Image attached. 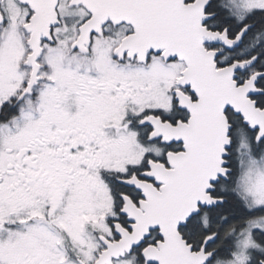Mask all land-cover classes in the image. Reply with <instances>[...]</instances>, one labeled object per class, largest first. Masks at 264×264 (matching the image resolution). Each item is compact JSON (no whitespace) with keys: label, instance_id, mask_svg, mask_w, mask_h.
I'll use <instances>...</instances> for the list:
<instances>
[{"label":"snow or ice","instance_id":"6c2138e0","mask_svg":"<svg viewBox=\"0 0 264 264\" xmlns=\"http://www.w3.org/2000/svg\"><path fill=\"white\" fill-rule=\"evenodd\" d=\"M0 264H264V0H0Z\"/></svg>","mask_w":264,"mask_h":264}]
</instances>
